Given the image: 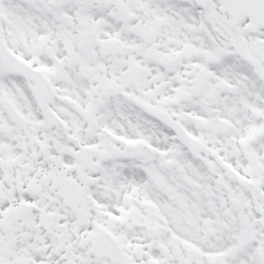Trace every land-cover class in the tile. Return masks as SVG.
<instances>
[{"label": "snow or ice", "instance_id": "6c2138e0", "mask_svg": "<svg viewBox=\"0 0 264 264\" xmlns=\"http://www.w3.org/2000/svg\"><path fill=\"white\" fill-rule=\"evenodd\" d=\"M0 264H264V0H0Z\"/></svg>", "mask_w": 264, "mask_h": 264}]
</instances>
